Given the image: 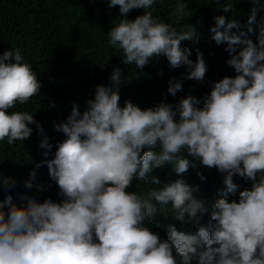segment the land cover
Wrapping results in <instances>:
<instances>
[{"label": "clouds", "instance_id": "9594fccd", "mask_svg": "<svg viewBox=\"0 0 264 264\" xmlns=\"http://www.w3.org/2000/svg\"><path fill=\"white\" fill-rule=\"evenodd\" d=\"M157 2L108 0V7L119 6L120 19L107 31V44L120 50L125 65L141 68L162 54L171 68L185 65L186 78L203 80V52L197 49L193 61L189 48L180 46L181 40L195 41L194 28L178 31L153 16L150 8ZM250 4L248 31L257 11H264V0ZM233 5L225 0L218 8L228 13ZM170 7L179 19L187 3L175 0ZM133 8L143 14L126 18ZM212 20V39L227 42L226 63L235 75L212 82L202 98L189 94L175 105L161 101L142 109L129 99L119 103L123 78L113 68L111 83L96 85L83 111L73 102L66 119L54 123L64 138L56 141L51 159L36 165L47 164L61 199L21 196L26 203L18 205L5 194L0 200V264H264V25L254 43L243 32L230 33L239 26L236 18ZM40 86L20 48L0 54V141H23L32 123L43 133L32 112L7 111L26 104ZM181 86L180 79L170 78L167 92L175 95ZM38 146L53 147L46 135ZM197 162L224 173L225 187L206 223L198 222L208 209L183 177L143 192L128 190L134 179L161 185L150 173L165 163L181 174ZM233 174L251 183L229 200L227 194L237 189ZM34 178L32 169L24 187L32 188ZM0 185L12 187L15 179L3 177ZM165 207L176 220L196 224V232L169 224L162 239L151 231L146 220Z\"/></svg>", "mask_w": 264, "mask_h": 264}, {"label": "trees", "instance_id": "16d2710c", "mask_svg": "<svg viewBox=\"0 0 264 264\" xmlns=\"http://www.w3.org/2000/svg\"><path fill=\"white\" fill-rule=\"evenodd\" d=\"M224 2L186 0L187 8L179 19L170 7L175 0H158L150 8L153 16L172 24L178 31L194 28L195 41L184 39L180 41V46L189 48V58L193 61L197 49L203 52L207 68L203 80L197 81L182 75L186 72L185 65L171 68L162 54L151 58L141 68L135 64L125 65L120 50L107 44V31L120 19L119 6L108 7V0H0V54L11 47L20 48L41 85L39 92L30 97L26 104H17L7 111L32 112L35 121L43 129V133L38 132L36 124L32 123L29 124L32 132L23 141H14L12 145L0 141V179H15L12 187L0 185V200H3L5 194H10L18 205L26 203L20 199L21 196L34 197L40 202L46 198L57 202L61 199L58 186L48 174L47 164H40L39 167L36 165L42 160L51 159L56 141L64 138V134L54 128V123L66 119L73 102L79 111H83L86 108L85 101L94 95L95 86L111 83L109 76L113 68H120L123 78L118 88L119 103L123 104L125 99H129L142 109L161 101L175 105L180 98L189 94L202 98L210 91L212 82L225 75H235L232 67L226 63L229 58L225 51L227 42L217 44L212 39V17L225 15L226 18H236L239 26L230 29V33L243 32L255 43L259 27L264 25V11H257L252 30L248 31L250 0H234L233 11L228 13L218 8ZM143 11L142 8H133L125 16L134 19ZM170 78L181 81V89L175 95L167 92ZM44 135L48 136L53 145L50 150L38 146ZM153 150L159 149L157 147ZM45 151L49 153L47 157L43 155ZM188 158L191 159L190 156ZM32 169H35L33 187L25 188L23 181ZM197 173L202 174L204 179L201 180ZM150 175H156L161 185L134 179L128 190L143 192L183 177L186 183L197 188L193 195L201 199L208 209L201 216L199 224L207 222L214 201L220 198V190L225 187L224 173L217 171L214 166L208 167L198 162L195 166L190 164L181 174L175 173L170 163H165L153 169ZM232 179L237 189L227 194L229 200L238 199L239 191L250 187L251 183L237 174H233ZM37 184L42 187L37 189ZM145 223L162 239L167 238L169 224L185 233H195L197 230V225L191 221L176 220L167 207L148 218Z\"/></svg>", "mask_w": 264, "mask_h": 264}]
</instances>
